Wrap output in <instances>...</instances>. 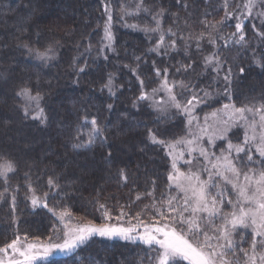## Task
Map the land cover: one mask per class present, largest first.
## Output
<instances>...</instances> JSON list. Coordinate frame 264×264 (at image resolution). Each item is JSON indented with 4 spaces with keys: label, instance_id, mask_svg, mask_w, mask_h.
Instances as JSON below:
<instances>
[{
    "label": "trees",
    "instance_id": "obj_1",
    "mask_svg": "<svg viewBox=\"0 0 264 264\" xmlns=\"http://www.w3.org/2000/svg\"><path fill=\"white\" fill-rule=\"evenodd\" d=\"M106 1L118 9L128 0H0V164L15 168L7 180L0 176V247L17 236L53 238L65 211L105 223L101 204L111 221H157L170 172L165 144L182 137L186 121L161 116L141 97L164 79L183 82L187 100L204 92L212 78L204 61L213 49L230 78L228 96L202 110L264 102V3L246 18L238 41L231 36L240 0H143L161 20L162 47L159 37L122 28L115 16L114 48L102 56L96 49ZM49 49L55 58L48 63L31 56ZM23 89L39 95L46 119L25 113ZM92 120L103 135L90 148H75L87 144L85 122ZM33 198L40 201L33 205ZM156 254L139 243L93 238L38 264H153Z\"/></svg>",
    "mask_w": 264,
    "mask_h": 264
},
{
    "label": "snow or ice",
    "instance_id": "obj_2",
    "mask_svg": "<svg viewBox=\"0 0 264 264\" xmlns=\"http://www.w3.org/2000/svg\"><path fill=\"white\" fill-rule=\"evenodd\" d=\"M261 2L264 3V0H261ZM255 5L256 0H248L245 7L249 15H251V10ZM111 19L112 17L109 15V24L105 26V38L109 41V45L113 41L110 31ZM157 24L159 25V21H157ZM235 27L240 32L238 41H244L243 25L237 23ZM163 42L164 38L161 36L160 43L163 44ZM40 58L50 59L51 57H47V54L44 53L40 54ZM206 59L209 64L213 61V57ZM80 70L83 71V69ZM240 71L243 72L244 70L241 69ZM159 74V69H157V75ZM224 79L226 81L229 80V76L226 75ZM109 83H111V80H109ZM141 83L143 82L141 81ZM181 86H184L183 82H181ZM163 87L168 90L174 107L180 109L181 105L176 101L172 91L175 83L173 82L169 86L168 80L164 79ZM19 95L30 101H36L37 106H39L38 102L41 98L39 95L32 96L29 89H23ZM141 98L145 99L147 97L142 96ZM193 101L199 102L195 95H193L192 100L188 101V104L192 105V107L195 106ZM224 109L228 110L225 113L227 119L223 121L226 126L229 125V121L233 125L244 121L245 128L250 129V132H245L242 145H234L225 135L229 131V127H224L220 130L218 138L226 141L227 154L217 157L215 163H212L209 159L207 149L199 148L200 155L205 159H209V163L212 164L211 169H204L209 172L207 180H201L197 173L190 172L185 174L180 172L176 168L175 160L173 161L172 167L177 175H170L169 179L174 181L175 186L184 195L182 204L178 207L173 206L172 199L168 200V213L170 219L185 225L184 229L178 230L176 227H170L167 224L152 228L145 226L144 233L141 235L136 226L125 228L112 226L108 223L100 226L92 223L83 226L71 225L70 220H65V217H71V213L65 211L59 214L60 220L64 222L62 242H51L52 237L50 236L48 238L49 243H25L21 246V238L17 236L7 245L0 247V264H37V261H47L53 250L64 254L73 253L81 246L87 244L95 235L108 239L119 238L133 242L139 240L150 247L153 245L158 246L156 264H181L182 261H187L188 264H240L241 258L237 254L238 251L243 253L244 264H264V102L258 105L241 107H237L234 104H225ZM182 110L186 113L191 112L189 107H184ZM25 113L27 114V109H25ZM246 113L251 114V119ZM215 115L213 113L214 117ZM39 117H43V109H40L38 117L33 118ZM85 123L91 126V131L88 133V142L87 144L74 145L75 148H90L94 143V139L103 135L102 129L95 120L86 121ZM257 127H259V132ZM205 131L206 129H201V132ZM216 135L217 133L214 132L213 136ZM151 138L153 142H157L154 136ZM212 139L213 137L210 136L209 140L211 141ZM250 141L256 142L255 151L262 158L258 162L261 164V168L258 171L243 163L244 159L249 164L255 163L251 150H246ZM176 144H186L190 152L197 151V148L193 147L196 144L195 139L186 140L182 138ZM176 144H170L169 147L175 149ZM241 153L244 154L243 157H241ZM169 154L172 155L171 152ZM179 155L182 157L183 153L181 152ZM237 161H241V163L238 164ZM186 163L190 164L191 161H186ZM245 167H248V171H243ZM13 171H15V168L11 162L0 164V176H3L5 180L8 178L7 174ZM214 177H218L219 181L223 182L224 187H221V184ZM124 179L126 180L127 178L124 177ZM49 184L55 186L52 180H49ZM228 186H230V189ZM210 189L215 191H210ZM229 191L235 194L234 200L227 198ZM137 199H139V196H137ZM37 202L38 200L33 198V205H36ZM225 203L232 208V211L226 215L222 213ZM44 206L47 207L46 204ZM100 208L103 209V218L106 221L110 220L111 216L105 205L101 204ZM157 212L161 217L165 215V212L160 209H157ZM185 212H190L191 214L186 217L184 216ZM171 213H176V215L173 217ZM197 213H205L207 222L214 229L215 225L212 223L214 217L221 216V226L219 229H215L220 232V236L209 237L200 222L202 217L198 216ZM123 215L124 213L121 212V216ZM237 229L250 230V249H245L241 244L234 242L233 235ZM133 233L136 234L133 235ZM247 234L249 233H242V236ZM189 237L195 239L202 237L203 242L193 243ZM213 239L223 240L224 243L213 244L210 242ZM24 240L27 241V237H24Z\"/></svg>",
    "mask_w": 264,
    "mask_h": 264
},
{
    "label": "rangeland",
    "instance_id": "obj_3",
    "mask_svg": "<svg viewBox=\"0 0 264 264\" xmlns=\"http://www.w3.org/2000/svg\"><path fill=\"white\" fill-rule=\"evenodd\" d=\"M248 3V0H240V8L239 12L237 13V23H241L244 27L245 21L247 17H251L253 15H257L258 11H260V6L262 4L261 0H256V5L252 8L251 10V15L248 14V10L245 7V5ZM105 9L106 10V25L109 24L108 17L109 15L112 17L110 21V31L113 36V41L111 45H109V41L105 38V30H104V37H103V44L98 50L97 54L104 55L105 52L110 51L114 48V42H115V30L117 26L119 25L118 22L116 23L115 16L119 19V21L123 24L120 26L122 28H128L131 30H141L145 32L146 34L150 35V37H156L158 39V46L157 48L159 49L162 47L160 43V37L163 36L164 41L166 39V33L162 30V24L161 20L157 17L155 18L154 15L150 13L149 10H147L144 5H143V0H128L126 4H123L120 6L118 9L114 5L107 2L105 3ZM120 11V12H119ZM157 21H159V25L157 24ZM155 29V30H154ZM240 32L236 29L235 33L231 36V40L238 39V35ZM176 43L174 42L171 43L170 47L172 49H175ZM47 54V57H51L50 59L40 58V54ZM54 53V52H53ZM52 51L49 52H33L32 53V58L36 61L40 62H46L48 63L50 60H53L55 58L54 54ZM208 57H213L212 63H208L207 59ZM204 61V70L205 69H210L212 71V78L210 83L206 86L208 88H204V92L202 93H193L187 100V96L184 94L183 89L184 86L182 87L181 85H175L173 88V94L176 97V101L181 105L180 109H177L174 107L173 102L170 99L169 92L167 89L163 87L164 80L161 82L160 85L155 87L152 91L147 93L145 96L147 97V100L149 101L150 105L154 108V110L160 114L161 116H174V115H181L185 118V123H186V130L185 133L182 135V137L170 141L165 144L166 147V152L167 156L169 158V164H170V175H177L176 171L173 169V161L175 160L176 168L179 169L180 172H183L185 174H188L190 172L197 173L201 180H207L209 172L205 171L204 169H211L212 164L209 163V159L212 161V163H215L216 158L220 157L222 154H227L226 149H227V144L224 139L218 138V133L220 130H222L224 127H229V131L225 133L226 138L230 140L234 145L237 144H243L244 137H245V132H250V129L245 128V122L240 121L238 124L233 125L231 121H229V125H225L223 121L227 119V116L225 115L226 111L224 109L225 104H233L231 102H226L223 104L221 103L220 106L216 108H211L209 110H202L205 106H211L213 103L217 101L223 100L224 97L228 96V87H229V80H225L224 77L228 75V73L223 69L222 63L218 60V58L215 55V50L213 49L209 54H207ZM217 61L219 62L217 64ZM229 76V75H228ZM172 83H169V86H171ZM155 90V91H154ZM207 93V95H205ZM193 95H195L198 99V103L196 101H193V104L195 105L192 107V105L188 104V101L192 100ZM24 108L27 109V113L33 117H38L39 112L41 108V101L39 100L37 106L36 101H30L26 99L24 96ZM184 107H189L191 108L190 113L184 112L182 109ZM202 110V112H201ZM213 113H215V117L213 116ZM246 115L249 116L251 119V114L246 113ZM39 119L41 121L44 120V112H43V117L35 118ZM191 121V123H189ZM201 129H206L205 132H201ZM257 131L259 132V127H257ZM217 133L216 136H213V133ZM213 137V139L210 141L209 137ZM96 137L94 141L97 139ZM195 139L196 144L193 145V147L197 148V151L195 152H190L188 145L186 144H176L177 141L181 139ZM198 138V139H197ZM255 143L254 141H250L248 147L246 150L250 149L251 150V155L253 156V161L255 163L249 164V162L244 159L243 163L248 165L249 167L253 168L254 170L258 171L261 168V164L258 163L262 158L259 156V154L255 151ZM170 144H176L175 149H172L169 147ZM203 147L208 150L209 154V159H205L203 156L200 155L199 148ZM172 153L170 155L169 153ZM183 153V156L181 157L179 153ZM214 153V155H213ZM233 155H235L233 153ZM241 157L244 156L243 153L240 154ZM186 161H191V163H186ZM237 163H241V161H237ZM243 171H248V167L243 168ZM214 179L221 184V187H224L223 182L219 181L218 177H214ZM230 189V186H228ZM210 191H215L210 189ZM183 193L179 191V189L175 186L174 181L170 180L168 181V188H167V194L164 196V199L161 201V209L162 211L165 212V215L163 217H159V219L153 223H150L148 225L144 224H138L137 219L133 217H129L126 219L125 218H119L115 219L114 221H109L107 220L105 223H108L112 226H118V227H131V226H136L138 229V232L143 235L144 233V228L145 226L152 228V227H159L163 226L165 224L169 225L170 227H176L178 230L184 229L185 225L180 224L178 221H175L173 219L169 218V213H168V200L172 199V204L174 207H178L182 204V199H183ZM174 198V199H173ZM227 198L230 199H235V194L230 192L227 194ZM38 200V199H37ZM40 200H38L39 202ZM232 211V208L230 205L227 203L224 204L222 208V213L223 214H228ZM191 213L190 212H185L184 216H189ZM176 213H171V216H175ZM198 216L202 217L201 219V224L205 231H207V234L209 237H218L220 236V232L216 231L215 229H219L222 223L221 216H216L213 219V224L215 225V229L207 222L206 220V214L205 213H197ZM57 218L60 222V232L57 233L53 238L51 242H62L61 238L63 236L64 232V222H62L59 218V214L57 215ZM65 220H70L71 225H87L89 223L95 224L97 226L103 225L102 224H97L93 222H88V221H81L77 220L73 215L71 217H65ZM249 233L247 235H243L242 233ZM136 233H133L135 235ZM93 238H103V239H108L106 237H100L99 235L93 236ZM189 239L193 243L197 242H203L202 237L199 239H195L193 237H189ZM234 242H237L241 244L245 249H250V243H251V235H250V230H241L237 229V231L233 235ZM109 240H120V241H125L121 240L119 238L115 239H109ZM21 246H23L25 243H39V242H44V243H49V240L42 241V240H27L25 241L24 238H21ZM128 242H133V241H128ZM211 243H224L223 240H211ZM133 243H139L142 245H145L147 247H150L146 244H144L142 241H135ZM152 248H155L157 252L158 246H151ZM10 251V250H9ZM71 254V253H69ZM238 256L241 258L240 259V264H244L243 261V253L238 251ZM68 254L60 253L56 250H53V252L49 255L47 259H52L60 256H66ZM156 257L157 254L153 260V264H156ZM231 259V257H229ZM40 261H37V264ZM181 263H186L188 264L187 261H182Z\"/></svg>",
    "mask_w": 264,
    "mask_h": 264
}]
</instances>
